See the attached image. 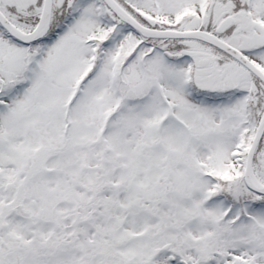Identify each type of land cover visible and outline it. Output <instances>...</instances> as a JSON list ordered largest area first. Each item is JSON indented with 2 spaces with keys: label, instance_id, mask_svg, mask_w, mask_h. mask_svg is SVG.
Segmentation results:
<instances>
[{
  "label": "snow or ice",
  "instance_id": "1",
  "mask_svg": "<svg viewBox=\"0 0 264 264\" xmlns=\"http://www.w3.org/2000/svg\"><path fill=\"white\" fill-rule=\"evenodd\" d=\"M0 264H264V0H0Z\"/></svg>",
  "mask_w": 264,
  "mask_h": 264
}]
</instances>
